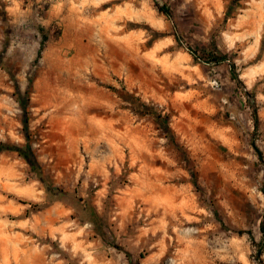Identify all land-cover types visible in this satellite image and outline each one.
<instances>
[{
	"label": "rangeland",
	"instance_id": "rangeland-1",
	"mask_svg": "<svg viewBox=\"0 0 264 264\" xmlns=\"http://www.w3.org/2000/svg\"><path fill=\"white\" fill-rule=\"evenodd\" d=\"M102 9L0 0V264H264V0Z\"/></svg>",
	"mask_w": 264,
	"mask_h": 264
},
{
	"label": "clouds",
	"instance_id": "clouds-1",
	"mask_svg": "<svg viewBox=\"0 0 264 264\" xmlns=\"http://www.w3.org/2000/svg\"><path fill=\"white\" fill-rule=\"evenodd\" d=\"M111 0H59V3L62 5L65 11H67L70 15H73L78 20L84 21L85 23H93L96 14L107 15L106 11H103L102 6L110 3ZM91 10V12L87 11ZM125 23L127 21L134 20V17L127 16L124 18ZM161 29H163V24L159 25ZM119 31V29H118ZM143 35V33H141ZM166 44H172L173 41L171 39L165 42ZM21 228L29 227L27 221L19 224Z\"/></svg>",
	"mask_w": 264,
	"mask_h": 264
},
{
	"label": "trees",
	"instance_id": "trees-1",
	"mask_svg": "<svg viewBox=\"0 0 264 264\" xmlns=\"http://www.w3.org/2000/svg\"><path fill=\"white\" fill-rule=\"evenodd\" d=\"M240 83H241V85L243 86V87H245V84L243 83V82H241L240 81ZM246 92H247V90H246ZM247 94H248V92H247ZM249 95V94H248ZM254 104V103H253ZM261 228H262V231H263V233H264V222L261 224Z\"/></svg>",
	"mask_w": 264,
	"mask_h": 264
}]
</instances>
